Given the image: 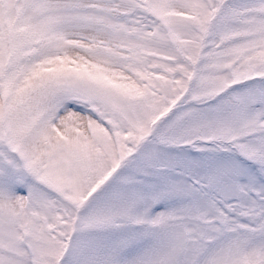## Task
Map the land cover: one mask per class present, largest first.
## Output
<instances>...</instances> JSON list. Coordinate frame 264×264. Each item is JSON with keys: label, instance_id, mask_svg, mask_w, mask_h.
<instances>
[{"label": "snow or ice", "instance_id": "snow-or-ice-1", "mask_svg": "<svg viewBox=\"0 0 264 264\" xmlns=\"http://www.w3.org/2000/svg\"><path fill=\"white\" fill-rule=\"evenodd\" d=\"M0 264H264V0H0Z\"/></svg>", "mask_w": 264, "mask_h": 264}]
</instances>
